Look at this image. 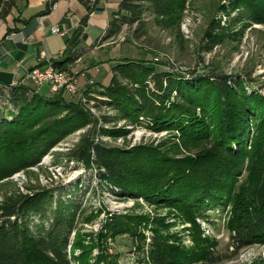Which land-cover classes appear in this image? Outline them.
Masks as SVG:
<instances>
[{
    "label": "trees",
    "instance_id": "16d2710c",
    "mask_svg": "<svg viewBox=\"0 0 264 264\" xmlns=\"http://www.w3.org/2000/svg\"><path fill=\"white\" fill-rule=\"evenodd\" d=\"M80 1L86 12L67 41L69 47L78 43L87 17L98 2ZM242 1L247 3L244 5L251 17L264 15V0ZM53 2L46 0L41 12H48ZM14 3L15 0H0V18L9 13ZM184 3L185 0H120L104 37L116 35L125 23L139 28L147 15L157 23L162 18L176 21ZM216 33L211 32V41ZM72 51L66 48L52 65L69 73ZM112 71L110 82L103 84L98 94L106 96L101 101L115 110L114 116L136 125L174 129L193 141L209 138L207 144L195 153L177 156L161 143L141 142L120 148L84 136L69 149L68 158L94 165L100 177L121 192L188 208L193 218L207 219L208 211L218 206L229 209L226 222L236 248L264 241V96L255 91L247 93L242 81L234 80L232 85L226 73L187 78L179 72H157L153 66L129 58L114 64ZM118 74L126 82H121ZM8 90L9 105L0 106V180L36 164L49 148L88 122V111L73 101H65L63 90L48 96L23 83L10 85ZM249 119L257 124L259 135L248 131ZM105 129L112 136L126 132L121 127ZM247 158L251 174L237 187V176ZM32 198L19 193L0 203V264H73L74 259L76 264H92L87 260L88 247L78 256L68 255L65 246L70 218L56 211L62 212L60 205L53 210L46 229L37 233L30 229L29 211H44ZM134 219L112 214L102 227L107 235H135ZM149 245L155 264H170L167 238L154 234Z\"/></svg>",
    "mask_w": 264,
    "mask_h": 264
},
{
    "label": "rangeland",
    "instance_id": "374dc122",
    "mask_svg": "<svg viewBox=\"0 0 264 264\" xmlns=\"http://www.w3.org/2000/svg\"><path fill=\"white\" fill-rule=\"evenodd\" d=\"M244 4L247 5L242 0H185L176 21L162 18L157 23L147 15L137 29L135 24L125 23L112 37H104L105 32L97 39V45L104 43L107 50L119 51L110 53H117L116 58H108L113 64L101 65L93 77L87 72L79 79V70L69 72L75 78L76 89L63 91L65 101H73L88 111V122L49 148L36 164L0 180V203L19 193L32 196V202L37 200L35 204H41L44 211H29L28 224L34 233L49 226L53 210L60 205L62 212L56 211L70 218L65 246L68 255L78 256L88 247L87 260L92 264H155L149 252L154 234L167 238L170 264H175L173 260L178 261L176 264H264V241L235 247L226 222L229 209L218 206L208 211L207 219L193 218L188 208L121 192L102 179L94 165L86 166L67 156L84 136L120 148L141 142L161 143L177 156L195 153L207 144L209 138L193 141L174 129L136 125L114 116L115 110L101 101L106 96L99 95L98 89L110 82L112 66L127 58L143 61L157 72H179L187 78L226 73L231 84L242 81L247 93L255 91L264 96V15L251 17ZM215 31L211 41L210 34ZM108 70L109 79L105 78ZM117 78L126 82L119 74ZM20 83L24 84L21 80L15 84ZM25 85L38 91L31 82ZM48 93L51 96L58 91L49 89ZM3 104L9 105L8 100L0 101V106ZM104 116L113 119L105 121ZM248 125L249 132L259 135L255 121L249 119ZM111 127H121L126 132L112 136L103 131ZM248 164L247 158L237 176V187L251 174ZM112 214L135 218L139 222L132 223L135 235H107L102 226ZM72 263L76 264L75 259Z\"/></svg>",
    "mask_w": 264,
    "mask_h": 264
},
{
    "label": "crops",
    "instance_id": "0c3cea01",
    "mask_svg": "<svg viewBox=\"0 0 264 264\" xmlns=\"http://www.w3.org/2000/svg\"><path fill=\"white\" fill-rule=\"evenodd\" d=\"M119 1L98 0L97 8L87 17L78 43L69 47L67 41L86 12L80 0H54L46 13L41 12L46 0H15L9 13L0 18V101L6 99L9 85L19 80L24 84L30 83L26 72L31 67L52 63L54 59L61 58L66 48L73 50L69 71L76 73L79 70V79L87 72L93 77L101 65L112 62L111 66L114 61L109 59L116 58L117 53H110L118 50H107L104 43L98 46L97 39L106 32ZM52 26L63 33L52 32ZM110 74L111 71H105V78L109 79ZM48 88L43 84L38 91L49 94Z\"/></svg>",
    "mask_w": 264,
    "mask_h": 264
},
{
    "label": "built area",
    "instance_id": "2783aa9c",
    "mask_svg": "<svg viewBox=\"0 0 264 264\" xmlns=\"http://www.w3.org/2000/svg\"><path fill=\"white\" fill-rule=\"evenodd\" d=\"M51 31L54 33H63L58 27L52 26ZM26 78L34 85L41 86L47 84L51 91L63 90L73 92L76 89L75 78L60 77V74L51 72L50 62L43 66H33L26 72Z\"/></svg>",
    "mask_w": 264,
    "mask_h": 264
},
{
    "label": "bare ground",
    "instance_id": "6f19581e",
    "mask_svg": "<svg viewBox=\"0 0 264 264\" xmlns=\"http://www.w3.org/2000/svg\"><path fill=\"white\" fill-rule=\"evenodd\" d=\"M50 67H51V72H54L56 74H60V77H69L71 76L69 73L65 72V71H62V70H58L56 69L52 63L50 62Z\"/></svg>",
    "mask_w": 264,
    "mask_h": 264
}]
</instances>
